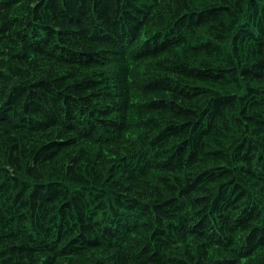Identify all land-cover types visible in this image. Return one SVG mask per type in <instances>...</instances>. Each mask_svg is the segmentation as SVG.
Segmentation results:
<instances>
[{
    "label": "trees",
    "instance_id": "obj_1",
    "mask_svg": "<svg viewBox=\"0 0 264 264\" xmlns=\"http://www.w3.org/2000/svg\"><path fill=\"white\" fill-rule=\"evenodd\" d=\"M0 264H264V0H0Z\"/></svg>",
    "mask_w": 264,
    "mask_h": 264
}]
</instances>
